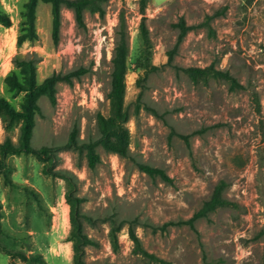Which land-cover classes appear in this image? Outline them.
Segmentation results:
<instances>
[{
    "label": "rangeland",
    "instance_id": "1",
    "mask_svg": "<svg viewBox=\"0 0 264 264\" xmlns=\"http://www.w3.org/2000/svg\"><path fill=\"white\" fill-rule=\"evenodd\" d=\"M27 2L1 0L12 26L0 31V95L20 108L24 93L9 92L4 79L16 70V58L33 53L41 57L39 83L54 73L89 69L72 85L58 84L55 104L40 99L35 148L65 145L75 127L80 143L99 138L97 117L110 114L107 95L121 14L126 19L132 157L97 146L101 161L90 168L85 151L61 148L51 165L70 173L74 194L84 199L83 230L95 242L85 247L87 264H262L264 0H150L149 47L141 36L139 0H109L104 15L86 12L84 27L64 8L58 42L51 6L39 2V38L18 46ZM181 19L194 28L168 63ZM207 67L230 72L242 88L212 77L194 82L184 71ZM19 131L0 117V142L9 137L17 144ZM7 162L8 179L0 176V264H73L66 180L45 173V163L34 155H13ZM137 163L164 170L172 182L149 176ZM221 182L230 205L198 220L195 229L161 228L190 219ZM113 219L116 225L124 222L116 246L110 236ZM129 225L154 258L135 251ZM16 252L41 254L44 262L11 254Z\"/></svg>",
    "mask_w": 264,
    "mask_h": 264
},
{
    "label": "trees",
    "instance_id": "2",
    "mask_svg": "<svg viewBox=\"0 0 264 264\" xmlns=\"http://www.w3.org/2000/svg\"><path fill=\"white\" fill-rule=\"evenodd\" d=\"M108 1L109 0H28L25 4V11L23 13V16L25 17L24 27L22 33L18 37L17 44L18 46H21L25 41L34 42L38 40L39 35L36 30V8L39 2L51 6L53 39L55 42H58L60 37L62 10L64 8L71 9L74 13L77 25L84 27L86 12L104 15L105 11L103 5ZM149 1L150 0H139V9L142 14L140 30L145 47H149L150 45L149 30L146 22V9ZM11 26V17L2 9L0 0V31L2 28L7 29ZM176 27L179 29V34L175 48L169 52L168 63H172L178 46L184 40L188 32L194 28L193 26L186 25L184 19H181L176 24ZM128 57L129 44L126 30V19L124 15L121 14L114 55L112 58L110 91L107 95L110 114L108 116L102 114L98 115L97 124L100 136L95 141L80 143L78 140V128L75 127L71 132L67 143L61 147L42 146L35 148L31 145L37 124L36 117L41 112L39 104L40 99L46 97L52 104H55L57 100L56 94L58 84L67 83L72 85L75 80L80 79L89 72L88 68H79L68 73H54L42 83H39L37 80V70L41 57L33 53L28 58H16V70L12 71L4 79L5 86L9 92L15 94L24 93V96L20 108L17 109L10 101L0 95V117L3 118L7 128L19 125L20 129L17 144L13 143L9 137L6 138L4 142H0V176L2 175L5 179H8L6 171L9 167L7 160L10 156L26 154L34 155L37 159L44 162L45 173L55 174L66 180L69 188L67 191V203L70 206L72 224L70 238L73 242L74 250L73 264H87L84 259L85 247L88 245H94L95 242L89 238L83 230L82 218L85 216L80 212V206L84 202V199L74 194L76 186L70 173L53 171L51 167L53 157L56 150L61 148H75L81 152H86L90 168H95L101 161L100 155L96 150L97 146H101L106 152L116 154L122 158L130 159L132 157L130 152V133L127 128L130 114L125 104ZM184 71L194 82H198L201 79L207 80L209 77H212L228 81L232 89L236 90L242 88V85L228 71L216 70L213 67L186 68ZM184 138L188 140V136H184ZM137 165L142 172H145L151 177H160L164 181L172 182V179L167 173L160 168H155L143 163H137ZM225 187L226 185L224 182L219 183L215 187L211 198L204 202L203 206L190 219L181 222H168L161 228L165 229L174 225H188L190 228L195 229V223L198 220L206 218L219 208L231 204L223 197ZM1 209L2 202L0 200V232L2 231ZM111 222V241L113 245L116 246L118 244L117 233L121 230L124 222L122 221L117 225L114 219ZM129 235L134 242L135 251L145 254L150 258H154L143 249L140 238L136 234L132 225H129ZM11 254L23 256L25 260L31 259L40 263L44 262L41 254L31 255L30 257L21 255L23 253L18 252ZM262 264H264V254Z\"/></svg>",
    "mask_w": 264,
    "mask_h": 264
}]
</instances>
